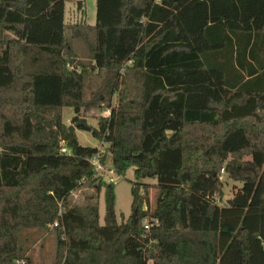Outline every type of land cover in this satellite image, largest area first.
<instances>
[{"label":"trees","instance_id":"16d2710c","mask_svg":"<svg viewBox=\"0 0 264 264\" xmlns=\"http://www.w3.org/2000/svg\"><path fill=\"white\" fill-rule=\"evenodd\" d=\"M68 1L0 0V264H33L21 231L55 224L54 264H264V0H97L94 25H67ZM92 71L104 81L87 101ZM101 103L93 135L138 180L121 223L97 147L62 117ZM222 172L242 184L232 204ZM85 182L106 190L104 225L97 197L70 201Z\"/></svg>","mask_w":264,"mask_h":264},{"label":"rangeland","instance_id":"374dc122","mask_svg":"<svg viewBox=\"0 0 264 264\" xmlns=\"http://www.w3.org/2000/svg\"><path fill=\"white\" fill-rule=\"evenodd\" d=\"M82 3V7L79 8V3ZM97 20V0H75L68 1L65 4V23L67 25L75 23H88L94 25ZM10 33H3L0 29V38ZM12 36V35H11ZM67 38L70 40V31H67ZM72 46L76 52L79 61L90 64L91 55L88 48L79 40H72ZM104 81V75L97 71H92L88 78V86L86 87L85 99L88 101L91 99L92 94L99 90L100 84ZM117 95L115 94L112 99V105H117ZM110 111L106 107L105 103H101L99 107L89 108L86 111H81L78 114L79 119H86L88 127L91 130L82 129L77 127L75 133L78 137V141L82 146L98 147L101 145V138L93 135V130L98 129L99 120L103 117L109 116ZM75 116V110L72 107H64L62 110L63 122L67 126L76 125L73 122ZM107 166L115 171L114 179H117V184H113L116 197V215L119 223L126 222L132 214V186L133 183L138 182L135 177V168L130 167L127 172L120 176L113 164L111 154H108ZM221 180L223 182V198L221 204H226L233 199L237 188L241 187L240 182H236L230 179L225 173H221ZM110 174L104 173L102 181L104 184H112L110 180ZM141 183L147 184V191L145 188H141V194L146 195V207L150 209L156 205V199L158 196V189L153 185L156 180L145 179L141 180ZM144 187V186H143ZM105 188L103 187L98 194L93 186L85 182L82 186L74 191L70 197V201L74 205H83L87 201L88 197L94 196L98 198L99 202V214L100 223L104 225L105 220ZM149 223V220L144 221V225ZM56 226H51L49 229H24L20 233V240L23 249V255L32 259L33 264H54L56 260L57 251V233L55 231ZM149 264H152L151 262Z\"/></svg>","mask_w":264,"mask_h":264},{"label":"built area","instance_id":"2783aa9c","mask_svg":"<svg viewBox=\"0 0 264 264\" xmlns=\"http://www.w3.org/2000/svg\"><path fill=\"white\" fill-rule=\"evenodd\" d=\"M64 143V142H62ZM111 146V143L105 141L104 139L101 140V145L97 147V152L96 154L92 157L91 159V164L94 168V172H95V175L98 176V177H104V173H109L111 176H110V182L113 184H117V179H114L113 177L115 175V171L112 169V168H109V166H107V158H108V154H109V151H108V148ZM63 152L66 151L65 148L62 149ZM54 226H57V224H55ZM146 231L148 232L151 228V224H150V221L149 223L145 224L144 225Z\"/></svg>","mask_w":264,"mask_h":264},{"label":"water","instance_id":"95a60500","mask_svg":"<svg viewBox=\"0 0 264 264\" xmlns=\"http://www.w3.org/2000/svg\"><path fill=\"white\" fill-rule=\"evenodd\" d=\"M81 7H82V3L80 2L79 8ZM80 126H88L86 119H80L79 122L76 123V125L69 126L70 133H75L76 128ZM229 203L232 204L233 203L232 200H230Z\"/></svg>","mask_w":264,"mask_h":264}]
</instances>
